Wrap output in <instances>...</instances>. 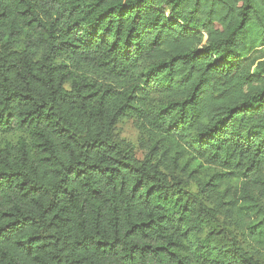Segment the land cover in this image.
<instances>
[{
	"label": "trees",
	"instance_id": "16d2710c",
	"mask_svg": "<svg viewBox=\"0 0 264 264\" xmlns=\"http://www.w3.org/2000/svg\"><path fill=\"white\" fill-rule=\"evenodd\" d=\"M1 135L0 264H264V0H0Z\"/></svg>",
	"mask_w": 264,
	"mask_h": 264
},
{
	"label": "rangeland",
	"instance_id": "374dc122",
	"mask_svg": "<svg viewBox=\"0 0 264 264\" xmlns=\"http://www.w3.org/2000/svg\"><path fill=\"white\" fill-rule=\"evenodd\" d=\"M146 106L148 110L153 108V101L149 102L147 100ZM115 137L131 146L135 152V155L138 159H142L146 153L145 148L148 144V139L146 135L144 136L143 129L139 126V122L132 116H127L126 118L121 119L117 122L114 128ZM18 135H1L0 136V145L5 142H15ZM238 185L237 177L231 175L227 180L222 184L220 188L221 193L234 194L235 188ZM191 190H196L195 187L190 184Z\"/></svg>",
	"mask_w": 264,
	"mask_h": 264
}]
</instances>
